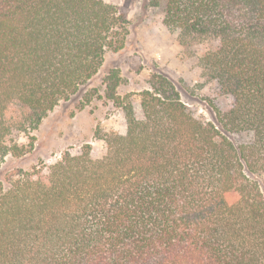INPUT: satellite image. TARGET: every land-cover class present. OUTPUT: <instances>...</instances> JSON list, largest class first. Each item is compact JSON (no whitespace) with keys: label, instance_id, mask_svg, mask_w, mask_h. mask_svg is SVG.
Returning <instances> with one entry per match:
<instances>
[{"label":"trees","instance_id":"16d2710c","mask_svg":"<svg viewBox=\"0 0 264 264\" xmlns=\"http://www.w3.org/2000/svg\"><path fill=\"white\" fill-rule=\"evenodd\" d=\"M150 4L227 106L205 121L155 74L139 115L112 69L105 97L126 133L100 135L101 157L85 144L0 182V264H264V0ZM123 29L106 0H0V167Z\"/></svg>","mask_w":264,"mask_h":264},{"label":"rangeland","instance_id":"374dc122","mask_svg":"<svg viewBox=\"0 0 264 264\" xmlns=\"http://www.w3.org/2000/svg\"><path fill=\"white\" fill-rule=\"evenodd\" d=\"M106 1L116 5L123 15L122 49L108 50L97 75L69 100L61 101L37 129L20 135L19 146L26 152L6 157L0 167V182L7 184L12 176L16 179L22 171L41 162H55L66 150L75 152L85 144H90L93 153L101 157L106 153V144L100 135L126 133L124 112L105 97L103 79L112 69L119 72L117 94L122 99L129 96L126 100L133 103L139 115L141 92L150 88L155 74L169 78L189 110L205 121H215L214 107L227 106L218 85L202 77L195 60L180 46L178 32L164 23L163 4L153 6L150 0ZM232 136L237 142L245 139ZM260 183L264 192V174Z\"/></svg>","mask_w":264,"mask_h":264}]
</instances>
